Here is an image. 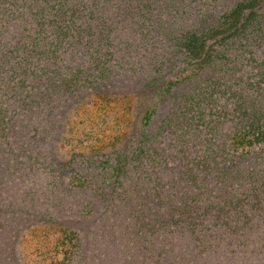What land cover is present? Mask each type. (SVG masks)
Returning <instances> with one entry per match:
<instances>
[{
    "label": "trees",
    "instance_id": "obj_1",
    "mask_svg": "<svg viewBox=\"0 0 264 264\" xmlns=\"http://www.w3.org/2000/svg\"><path fill=\"white\" fill-rule=\"evenodd\" d=\"M210 4L211 12L195 24L194 19L177 18L175 11H182L183 4L174 0H0V42L4 38L9 50L0 45V82H5L0 84V173L5 165L13 174L24 169L40 173L42 166L52 184L48 189L42 183L37 188L45 196L41 223L68 225L70 238L78 236L79 243L81 238L90 242L99 231L93 228L94 233L87 230L80 236L76 226L83 225V220L103 223L110 230V216L122 225L133 219L134 226L126 228L133 232L129 244L122 237L110 244L118 245L116 260L124 264L133 259L136 248L144 250L142 235L152 240L156 226L168 233L173 244L169 253L178 261L174 250L182 241L212 244L229 234L242 242L257 219L263 225L255 233L263 237L264 214L259 217V209L264 208V0H239L219 12L216 4ZM249 10L251 15H246ZM215 15H219L217 21L202 25ZM78 18H140L142 25L132 37L117 50L108 48L118 58L121 72L115 82L100 84V91L116 93L131 86L126 94L149 98L143 122L135 129L138 133L114 151L113 165L103 179L69 176L66 182L64 174L57 172L62 164L51 151L61 130L60 106L72 101L52 103L49 94L47 106L41 102L44 107H39L36 100L29 111L21 113L17 106L19 112L8 115L10 108L20 104L19 97L27 100L33 94L34 77L51 85L55 82L46 71V81L37 74L40 58L47 52L50 59H57L56 64L61 60L66 36L80 32ZM152 18L170 19L160 25ZM48 23L55 32H50ZM82 23L91 25L86 20ZM159 27L164 31L151 33ZM162 42L171 50H161ZM175 55L183 56L181 62L196 60L201 71L162 86L164 67ZM103 57L91 55L96 66L105 70ZM79 91L66 90L61 97L71 100ZM16 95L14 105L6 100ZM148 169L153 177L144 181L119 177L130 170ZM126 189L134 193L130 196ZM138 192L143 193L144 202L138 200ZM129 201L139 214L135 208L123 212L128 208L120 203ZM52 208L58 214H49ZM160 213L164 217L155 219ZM208 223L217 225L220 236L207 229ZM200 254L207 256L203 246Z\"/></svg>",
    "mask_w": 264,
    "mask_h": 264
},
{
    "label": "rangeland",
    "instance_id": "obj_2",
    "mask_svg": "<svg viewBox=\"0 0 264 264\" xmlns=\"http://www.w3.org/2000/svg\"><path fill=\"white\" fill-rule=\"evenodd\" d=\"M174 1L180 6L183 4L182 11H175L178 15L177 18L194 19L195 24H197L202 20V17L211 12L210 1L216 4L215 10L219 12L227 7L229 10L232 4L239 0ZM188 3L192 6L187 7ZM251 13L252 11L249 10L246 15H251ZM249 17L251 18V16ZM152 19L155 23L163 25L170 18ZM218 19L219 15H215L207 18L209 23L204 22L202 25L206 27ZM85 20L91 25L83 24L82 22ZM139 20L140 18H78L77 27L80 32H76L75 37L66 36L67 43L65 41V48H61L62 51H60L61 56H63L61 60L56 64L57 59H50L51 54L47 52L43 53L40 58L41 69L37 71V74L44 81H46L47 75H53L55 82L51 85L34 77L30 83V92L33 94L28 96L27 100L20 97L17 99L18 95L6 98V100H10L12 105L16 99L20 103L10 108L9 117L10 113L19 112L15 109L17 106L21 113L24 109L29 111L37 105L36 100H38L39 107H44L40 104L41 102L47 106L50 101L45 97L49 94L52 97V103L72 101V103L67 104V107L64 102L60 106L61 110L58 113L62 116L60 117L61 130L57 140L52 145L51 151L62 164V168H58L57 172L64 174L66 182L69 180V176L95 181L103 179L106 169L110 170L113 165L114 151L127 144L138 133V130H135L138 124L143 122L142 117L148 104L149 95L126 94L127 91H132L131 86L128 87L129 90L127 91L123 89L116 93L100 91V84L105 81L115 82L119 72H121L117 67L120 65L118 58L107 50L110 48L119 49V44H122L123 40L132 37L133 33L142 25ZM48 27L51 28L49 23ZM54 30L55 27H52L50 32H55ZM159 31H164L163 27L154 29L151 33L157 35L160 34ZM1 44L4 51H9L8 42L4 38H1ZM164 44L165 42H162V45L159 46L161 50L166 52L171 50V48L163 47ZM99 53L104 55L103 58L106 60L105 70L96 66V61L91 58V55L98 57ZM183 59V56L178 58L175 55L174 61L170 65H165L161 79L162 86L171 81L183 79L188 74L201 71L200 68L197 70L199 62L196 60L181 62ZM58 67L59 69L63 68L64 71L58 73L59 71L56 70ZM45 71L47 75H45ZM67 73L73 77L68 76L66 81L61 82L60 79L65 78ZM74 82L81 83V85L77 87L66 85ZM3 83L5 82H0L1 85H4ZM73 88L81 92L71 96V100H63L61 97L63 92L73 90ZM91 90L94 91L91 93L89 92ZM0 149H3L1 143ZM109 156L110 160H108ZM7 166H3L4 172L0 173V264H124L117 262L118 259L116 260L118 245L113 247L110 244H114L115 239L121 237L129 244V241L132 240L130 235H133V232L126 228L131 225L134 226L133 219L131 222H125L122 225L120 222L116 223L110 216L112 220L110 224L113 226L110 230L103 223L95 224L91 221L88 222L90 219L83 220L81 223L86 224L84 227L81 224L76 226L80 236H84L87 230L94 233L93 228L99 231L90 242L80 237V242L76 243L75 237L78 236L70 238L68 225L65 227L61 222L55 224L53 221L47 225L41 223L40 219L45 210L41 207L43 205L42 198L45 196L41 195L44 191H38L37 188L41 183L46 189H48L47 185L52 184V179L49 177L46 179L48 174L43 175L42 166L40 173L27 172L26 169H24L25 171L21 170L24 175L21 172L13 174V169ZM149 169L140 172L130 170L127 174L119 177L121 180L144 181L145 178L151 179L153 177ZM112 177H114L112 179H116L115 175ZM131 191L134 193V190H125L130 196ZM132 198L134 197L132 196ZM137 198L143 202L145 200L141 192H138ZM137 198L134 199L137 200ZM120 205L128 208L127 211L123 210L125 213L135 209L137 211L138 208H135V204L131 201L128 203L121 202ZM54 209L52 208L49 214H58ZM120 211L122 212V209ZM263 211L264 208L259 209V213L262 214L259 217L263 216ZM29 213L31 217H26ZM139 213L137 211V214ZM107 215L108 213L103 214L102 218L108 220ZM156 216L155 219L160 220L164 217L162 213ZM258 220L253 224L252 230H248L243 236L241 235L242 242L229 234L224 235L223 240L212 244L195 245L187 240L180 241V246L174 250V254L179 255L180 261L169 253L173 244H171V238L168 237L166 230L162 226H156V234H153L152 240H146L147 238L145 239L142 235L144 239L139 240L144 250L136 248L133 259L129 260L127 264H264V235L260 238L255 233L263 225ZM216 228L217 225L215 224L208 223L207 225V229H212L214 235L220 236L221 233L217 234ZM202 246L207 252L205 257L200 254ZM162 251L164 256L161 257Z\"/></svg>",
    "mask_w": 264,
    "mask_h": 264
}]
</instances>
